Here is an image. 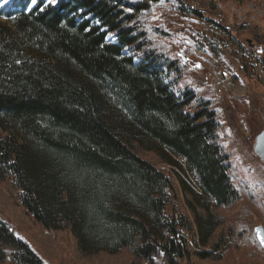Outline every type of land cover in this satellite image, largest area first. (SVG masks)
<instances>
[{"label": "trees", "instance_id": "obj_1", "mask_svg": "<svg viewBox=\"0 0 264 264\" xmlns=\"http://www.w3.org/2000/svg\"><path fill=\"white\" fill-rule=\"evenodd\" d=\"M20 1L0 11V200L9 196L41 228L71 232L85 258L126 250L138 262L176 264L221 259L234 236L259 245L256 226L243 224L248 209L237 231L226 225V208L247 201L264 226V205L233 173L214 102L189 89L177 96L164 78L181 69L171 33L146 29L160 0L40 1L29 11ZM178 1L176 11L200 18L214 4ZM176 158L198 190L156 165L180 166ZM170 190L192 220L166 213ZM11 227L0 218V264H46Z\"/></svg>", "mask_w": 264, "mask_h": 264}, {"label": "rangeland", "instance_id": "obj_2", "mask_svg": "<svg viewBox=\"0 0 264 264\" xmlns=\"http://www.w3.org/2000/svg\"><path fill=\"white\" fill-rule=\"evenodd\" d=\"M18 1L0 0V11L14 10ZM40 1L45 5L50 4L48 0H36L35 4L30 0L26 11L35 8ZM203 1L209 4L211 0ZM253 2L259 6V10H264V0ZM213 3L218 7V13L224 16V24L229 26V30L232 28L231 32L219 28L217 18L213 19L215 23L208 22L207 12L205 18H200L186 8L183 14L176 11L175 7L180 6L178 0H160L150 16L154 26H146V29L162 26L171 33L166 46L173 49L169 56L180 62L181 70L180 74L166 72V82L177 96L189 89L214 102L219 113L218 120L222 124L221 144L231 155L233 173L258 189L257 201L264 205V163L254 151L256 137L264 131V55L248 49L246 41L252 39L250 32L235 33L242 27V15H248L251 10L248 1L237 4V0H213ZM6 20L5 16H0L1 22ZM113 37L110 34L108 39L113 41ZM140 156L147 159L153 157L147 153H141ZM176 161L180 166L160 162L156 165L177 185L182 179L194 191L198 190V179L186 171L185 161L180 158H176ZM170 193V205L166 213L186 214L192 220V212L182 194L177 198L171 190ZM243 209L249 210V219L245 214L242 216L247 219L243 224H250L252 228V225L257 227L263 221L261 208L247 201H238L226 208L225 212L226 225L232 226L235 231L237 218ZM0 218L9 222L17 237L47 259L46 264H149L135 261L126 250L85 258L78 251L77 241L71 232L41 228L9 196L0 200ZM188 239L191 240L190 237ZM189 250L194 253L196 247L190 245ZM158 262L168 264L163 257ZM176 264H264V248L260 243L249 245L245 239L239 240L234 236V241L221 259L199 260L189 255L177 259Z\"/></svg>", "mask_w": 264, "mask_h": 264}, {"label": "flooded vegetation", "instance_id": "obj_3", "mask_svg": "<svg viewBox=\"0 0 264 264\" xmlns=\"http://www.w3.org/2000/svg\"><path fill=\"white\" fill-rule=\"evenodd\" d=\"M211 1L213 2V0ZM245 1H248L251 10L250 12H248V15H242V27L236 30L235 33H241L242 31L250 32V34L252 35V39H247L246 41L248 49L256 51L258 55H264V10H259V6L257 4H254L253 0H237V4H243ZM218 10L219 9L217 6H215L214 4H209L208 10H205V12L208 13L206 19L217 18V26L219 28L221 27V29L223 28L224 31L225 29H227L231 32L232 28L230 27L229 30V26H226V24H224L225 18L222 14L218 13Z\"/></svg>", "mask_w": 264, "mask_h": 264}, {"label": "water", "instance_id": "obj_4", "mask_svg": "<svg viewBox=\"0 0 264 264\" xmlns=\"http://www.w3.org/2000/svg\"><path fill=\"white\" fill-rule=\"evenodd\" d=\"M254 151L255 153L259 156V158L262 160L264 163V131H262L257 137L254 145ZM262 229L264 230V227L262 225H259L255 228V236L260 243V235H264V233H261L258 235L257 230ZM261 245V243H260ZM264 248V245H261Z\"/></svg>", "mask_w": 264, "mask_h": 264}, {"label": "snow or ice", "instance_id": "obj_5", "mask_svg": "<svg viewBox=\"0 0 264 264\" xmlns=\"http://www.w3.org/2000/svg\"><path fill=\"white\" fill-rule=\"evenodd\" d=\"M31 2H32V4H35L36 0H31ZM48 2L50 4H55L57 2V0H48ZM257 233H258V235L261 234V233H264V230L258 229ZM260 243H261V245H264V235H260Z\"/></svg>", "mask_w": 264, "mask_h": 264}]
</instances>
